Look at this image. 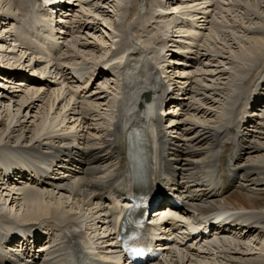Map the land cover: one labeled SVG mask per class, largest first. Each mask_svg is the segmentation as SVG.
<instances>
[{"label": "rangeland", "instance_id": "obj_1", "mask_svg": "<svg viewBox=\"0 0 264 264\" xmlns=\"http://www.w3.org/2000/svg\"><path fill=\"white\" fill-rule=\"evenodd\" d=\"M68 1L71 3L65 4V7L68 6L71 8V14L68 16L67 20L71 23L72 33L65 39L67 46L64 54L61 53L62 55L55 59V62L58 63L57 67L61 66L68 68L64 76H66V78L69 77V81L63 80L62 77H53L55 71L46 74V69L48 67L47 61L45 65L39 67H36L38 65L35 63L32 64V60L27 56L28 52H26L24 47L20 46V41H18L17 37L10 35L11 30H13L11 29L12 26L21 25V23L17 24V21L24 19L22 18L24 15H21L22 12L19 10L15 0H0V65L1 69H13L11 74L0 71V165H3L4 159L11 160L12 157H14L13 151L10 152L6 148L13 144H5V137L8 135L10 129L17 127L20 122L26 123L31 128L29 135H33L29 144H32L37 139L44 141L48 138L64 135L65 131L68 130H80V126H82L80 125V119L86 115L80 110L81 107H84L86 104L88 112H90L87 119H90V121L97 119V121L94 122L96 124H101V126L96 125L95 129L91 128L90 124L93 123L88 120L89 122L82 126L84 129L82 128L83 130H80L79 133L89 136L88 144H96L98 139L93 135L105 129L102 127V124L106 125V120L109 115H111L109 113L111 109L108 105L112 104L111 100L119 89V83L115 81L114 86L108 88L109 92H104L107 96L101 98V100L96 96L91 101H82L83 104L76 103L78 105H76V112H79L76 113L67 110V107L66 109H62L63 104H66V102L71 103L68 108L74 107L76 102L72 99L73 96L69 95V88L74 84L70 76L76 74L74 71L79 72L82 68L87 75L90 74L97 61L109 56L113 46L117 44L118 46L120 44L123 45L126 42L129 44V51L136 50L140 52V54L136 53L131 55V57H140L141 54L147 55L149 60H152L156 66L161 68V71H163L162 75L165 80L170 83V86L174 87L173 93L170 94L173 98L165 106L164 119L167 124L177 123L182 130H174H177L180 135L185 134L186 137H188L187 134L191 135L195 131L196 133H202L205 126L220 130L223 124L219 121L222 119V121L226 122V120L229 119L225 114L228 113L230 106L233 104L232 102L235 98L233 95L236 96L235 93L238 92V90L242 92V86L244 85L242 79L247 77L245 74V65H247L246 62L249 60L243 56V54L252 57L254 55L252 52L260 49H256V43L259 42L258 39H264V23L257 18L258 16L264 17V0H206L209 1L208 23L201 24V29L199 30L186 25L185 19L191 15L192 10H194L193 13H196L200 10L202 5H206L204 0L155 1L152 10L155 11V13H159V16H156L154 21H166L163 16L161 17V13L165 10L175 11L174 13H169V17L167 18L170 22H174L175 26L172 27L168 25L164 31H161L160 40L163 41L158 43L159 45L157 42L152 44L157 40L156 38L152 43L147 42L146 39H143V42L141 37L136 36L137 32L135 31L137 29V18L139 19L146 13L147 8L149 9L151 6L152 0H134L135 8H129L130 0ZM99 3L107 6L109 5V7L112 6L114 14L104 11V9L98 10L95 6ZM144 11L145 13L142 14ZM6 17H13L15 20L7 23L8 20ZM134 20L135 22L132 24ZM259 26L262 29L261 32L257 31V27ZM174 30H179L184 34L177 39L178 42H170ZM198 36H202V38L200 39ZM171 43H173V45L176 44V46H173ZM85 44L88 45L85 46ZM151 44L153 52H150V54L144 49V45L149 51H152L148 46ZM95 45H99L100 48H96ZM169 49H175L176 53H178L177 56H170V52L172 51ZM182 56L187 57V61L184 65L172 64L171 58H181ZM118 59L122 60L123 58L119 56L114 58L115 61H118ZM194 61L197 62L194 63ZM55 66L56 64L53 65V68ZM68 71L72 74L69 75L70 73ZM30 74L38 75L47 81L42 80L41 84L35 83L32 78L35 79L37 77L30 76ZM50 82H52V84ZM96 83L97 81H95L90 88L92 92V88L96 89ZM79 84L80 87L84 86L83 83L79 82ZM238 86L241 88H238ZM41 87H43L42 90H38V88L41 89ZM38 91L46 92L43 98L39 97ZM58 91H63V93H59V98H55L56 101L53 97V93L56 94ZM259 92L261 93L260 96L264 97V90L261 89ZM242 97L246 98L245 95ZM53 99L55 103L52 105ZM178 100H183L186 106L182 109H180L179 106L172 108V103ZM237 102L240 104V98ZM96 105L100 106L101 109H98ZM28 106L32 108L28 109ZM94 108L98 112H96L95 116H92L91 113ZM108 109H110V111ZM171 109L174 110L171 111ZM253 110L259 114V117L257 119L255 118L256 116L253 117L251 125L254 126H247L249 128H246L245 132L250 136L248 137L249 141L258 142L259 139L256 136H258L260 131H264V100L261 104L256 105ZM229 111L234 114L232 110ZM65 113L68 119L61 122ZM73 116L79 118V121L76 123L73 122L75 119ZM43 124L45 125L44 127L42 126ZM96 129L98 131H95ZM248 129L254 130L248 131ZM166 130L168 133L177 135V132H173L171 127ZM186 137H183V139H186ZM205 153L206 151H204L203 155ZM203 155L201 156L199 154L195 159H199L200 156L203 157ZM206 159L207 157L203 158V160ZM14 180L16 181V179ZM27 183L28 182L23 184L13 182L10 185L8 184L9 186L7 187L3 185L0 188V211L4 212V215L0 217V223L8 229L13 227L15 222L21 223L22 221L26 223L25 218L27 214H29L26 201L27 196L20 194V189H26L25 186H29ZM250 187L248 188L245 186V188L249 190L238 189L235 191L238 193L240 192L242 196H244L243 194L247 195L249 199L264 198V193L259 189L261 187ZM35 188L36 187L33 189ZM36 190L45 193H48V191L54 192L53 198L55 197V199L63 202L64 210H62V213L59 215L61 220L66 219L67 217L64 218V216H67L68 213L70 214L68 219H70L75 215V211H78L76 213L77 216L85 212H80L76 205L72 206V200L69 199L70 194L67 191L48 190L47 188H36ZM235 191L230 192V194ZM257 195H259V197ZM42 197V201L46 207L54 211H52V213L48 212L51 213L49 215H44L43 213L39 214L42 215L41 217L49 218L51 216L50 218L52 221L50 222H56L55 217L58 215H56L57 208L55 199L49 194H45ZM234 198L232 199L234 200ZM239 198V201L244 203L243 198ZM227 200L226 204L229 206V199L227 198ZM254 210L257 214H260V216L264 215V205L254 208ZM260 216L251 217V219L260 221ZM77 219L85 236L91 240L94 239L93 241L96 240L101 242L100 239H102L101 237L105 234L104 227L100 225L101 228L98 226L97 229L96 225H94V221L90 223L89 220L85 221L84 217H79ZM40 222L46 223V221L43 220ZM91 226H95L96 230H93L94 227L90 229ZM256 235H252L255 241L240 238L237 242L234 240L233 243L238 244L240 242L244 244V248H248L247 250H255L257 256L261 254L264 256V236L259 234ZM236 238L232 237L231 239L233 240ZM226 246L229 251V247L231 246ZM240 247L241 246H238L237 248L240 252L238 255L239 257L242 253ZM213 248L214 246L212 249ZM206 250V252H203L205 255L202 256V259L195 258V255H193L194 252H190L191 254L189 253L187 255L191 257L193 264H234L225 258L226 255L223 251L226 250L216 248L210 253L207 247ZM198 254H200V252ZM172 258V260L161 264H182V255L173 256ZM177 259L178 263L176 261Z\"/></svg>", "mask_w": 264, "mask_h": 264}, {"label": "bare ground", "instance_id": "obj_2", "mask_svg": "<svg viewBox=\"0 0 264 264\" xmlns=\"http://www.w3.org/2000/svg\"><path fill=\"white\" fill-rule=\"evenodd\" d=\"M155 1H159V0H152L151 6L149 7V9H147L146 13L144 12L145 14L141 16L138 19V21H136L137 22L136 28L139 29V30L136 29L137 31L144 32L146 30V26L149 25L150 22L152 21L155 15L154 14L155 11L153 12L152 10L153 9L152 4ZM33 2L34 0H15V3L18 5V8L22 12V14L25 17L27 15L28 17H32L33 20H31V22L35 21L31 9V5ZM96 7L99 10H102L100 5H97ZM129 8H135L134 0L129 1ZM112 10L114 9L112 8ZM257 18H259L264 23V17L258 16ZM162 21L156 23V28H153L151 32H145L144 34L142 33L144 39H146L147 42L152 43V41H154L155 38L157 39L159 29H162L165 26V23ZM257 31L258 32L262 31L260 26L257 27ZM15 32H17V28L15 29ZM53 40H55V37H53ZM258 40L259 42L256 43L257 44L256 49L257 48L260 49L259 50L257 49L258 51H253L252 53L254 55L253 56L251 55L252 57H248V55L246 56L245 54H243V56H245L249 60L246 62L247 65H245V74L247 77L242 79V82L244 83L243 86L241 85L242 92H240L239 90L238 92L235 93L236 96L243 94L246 96V98H249L252 89L254 88V85H256L255 83L260 84L261 87L264 88V48H262L264 47V39L259 38ZM87 45L85 44V46ZM95 47L98 49L100 48L99 45H95ZM113 52H115V50ZM46 61L48 60L46 59ZM0 69H1V65H0ZM110 69L111 68L108 67V70ZM58 71H62V69H59ZM104 75L107 76V74ZM149 75L151 78L153 77L152 69L149 70ZM146 79L147 82H141L140 78H139V82H137L136 84L134 82L133 86L131 87L133 89L130 90V93L140 94V92L142 91H148L149 93L152 94L151 103L152 105L155 104V109L158 108L162 109V103L164 100L162 95H164L165 93L163 92L161 93V91L159 90L156 79L151 80L148 76H146ZM42 88L43 87H41V89L38 88V90H42ZM238 88L241 87L238 86ZM103 92L104 91L100 92V94L102 95H97V97L100 100L101 98H105L103 96H107L104 95ZM38 93H39V97L43 98L44 93L46 92L38 91ZM59 93H63V91L60 92L58 91L56 92V94L53 93L54 99L59 98L60 95ZM95 97H96L95 95L90 94L88 99L89 101H91ZM54 99L52 105L55 103L54 101L56 99L55 100ZM73 100L75 102V99ZM85 102H87V100ZM76 103L77 101L75 102L74 107L68 108L71 103L66 102V104H63L62 109L63 108L66 109L67 107V110L76 112L77 109ZM97 107L98 109H101L100 106ZM29 108L32 107L28 106V109ZM96 112L98 111H96V109L94 108L92 110L91 115L95 116ZM76 113L79 112L77 111ZM124 113L126 112H123V114ZM123 114L113 123L112 129L108 127H104L105 129L100 131L101 133L96 129L95 131H98V133L96 134H98V137H100V141H99L100 143H98L96 146H89L88 148H77L74 145L69 144V141H67V137L63 138V136L65 135L48 138L45 139L44 141H40L39 139L37 140L34 139L35 141L32 144H29V142L33 138V135H29V133L31 132V128L26 123L24 122L21 123L20 121H18L20 122L18 126L10 129L8 135L5 137V144L8 143L13 144L11 146L6 147L7 150H9L10 152L13 151V154L15 151L16 152L23 151L31 159L34 158L33 161L36 163H34L32 167L34 168L35 172L39 173L40 166H42V169L43 167L46 168V170H50V168H53L54 170L53 172L52 171L47 172V175L49 173V175L51 176L44 178L42 181H38V183L43 185L42 188H47L48 190H60L62 192L67 191L70 194L69 199L72 200L71 201L72 206L76 205L80 212L85 211L80 216L79 215L77 216L76 213L78 211H75L76 212L75 215H73L70 219L78 222L77 218L84 217L85 221L89 220L90 223H93L94 221L95 222L94 225H96L97 229L98 226L99 227L100 225L101 227L103 226L105 234L103 235V237H101L102 239H100L101 240L100 243L104 244L105 248L110 247L112 243H115L114 239L112 237L111 238L109 237L111 228L110 229L108 228V225L110 226V223H108L109 216L107 215V211H105L107 210V208L105 207V203L107 202V200H109L111 195L118 196L119 197L118 202L121 201L123 191L132 187L133 181L135 179V175L138 172L142 171V169L138 167L137 164L135 163L134 161L135 158L133 154L131 155L129 151L126 149L127 146L125 140H126L127 130L125 129V126L129 119ZM142 114L147 118V123L148 124L151 123L153 107H151L149 111L142 112ZM73 118L75 117L73 116ZM67 119L68 116L65 113V115L63 116V120L61 122ZM80 120H81L80 125L82 126L90 121V119H87L86 115ZM78 121L79 118H75L73 122L76 123ZM155 121L156 123L159 124V120H155ZM226 121H229V119H227ZM0 125H1V121H0ZM42 126L44 127L45 125L43 124ZM174 127L178 131L182 130V128L179 127V125L177 124ZM107 128L111 130H108ZM177 130H176L177 135H174L173 133V135H171L170 137L167 136L165 132L162 131L160 132L159 145L157 148V151L159 152L158 155L156 156L155 161L152 160L150 150L149 149L147 150V155H149V158L147 159V161H145L147 162L148 165V170L146 171V179L151 189L157 191L159 189V183H161V185L163 186L166 185V183L164 182V178L166 181L171 180V178L178 179L180 184L179 182L175 183V186H177L176 187L177 190H182L185 187L188 188L189 191L196 192L193 194V196L199 197V201L193 203L192 207L193 208L197 207L199 209H202L203 211H209L211 209V207L208 205H215V206L217 205L223 208L224 207L241 208L246 210H250L251 208H258L264 205V198L249 199L247 195L243 194L244 196H242L240 195V192L238 193L235 190H233L235 191L234 193L230 194L228 187L222 189L221 188L222 175L218 173V169H219V171H222L227 174L228 179L231 182V188L235 186L240 190H249L245 188V186H247L248 188L250 186L261 187L259 189H261L262 192L264 193V131H260L258 136H256L259 139L258 142L249 141L246 138L247 135H240L239 137H233L232 138L233 144L230 147H226L225 144L228 143L224 141V137L221 136V133L212 129V127L210 128L205 126L203 132L201 131L202 133L200 132L196 133L195 131L191 135L187 134L188 137H186V135L183 133H182L183 135H180V133ZM183 137H186V139H183ZM222 147H224L225 150H222L221 149ZM204 151H206V153L203 155ZM199 154L201 156L203 155V157L200 156L199 159H195ZM206 157L207 159L203 160V158ZM218 162H220L219 165ZM2 170L0 167V188L3 185L4 187H7L13 182H18L17 179H21L17 177L18 175L17 169H14L13 167H12L13 170L12 173L8 176L6 175V173L2 172ZM7 170L8 168L4 167V171L7 172ZM213 174L217 176V179L219 181L217 185L218 187H220V190L223 191L222 194H218L217 189L213 191V193L215 194H212L211 191H207L205 189H202L203 190L202 191L200 187H197L198 184L195 185L197 181L202 180L206 176H208L209 178ZM14 179H16V181ZM209 181H212V177H210ZM236 183L237 185H234ZM210 184L211 182H209V185ZM25 188L26 189H20L21 192L20 194H24L27 196L26 201L28 204L29 214H27L25 220L31 221L33 223L35 222V220H38L37 222L43 220L46 221V223L52 221L50 218L51 216L49 218L41 217L42 215H40L39 213H43L44 215H49L52 213V211H54L53 209L51 210L48 207H46V205L42 201L43 195L49 194L53 198L54 192H50V191H48V193H45L43 191L40 192L39 190H36V188L33 189L30 186L29 187L25 186ZM198 190H201V192H197ZM257 196L259 197V195ZM239 197L243 198L244 203L239 201L240 200ZM204 198L206 199V201H204ZM227 198L229 199V206H227L226 204V202L228 201ZM232 198H234V200ZM53 199H55V197ZM179 199L181 203H183V206L182 208H180V210L183 212L187 211L188 209L186 208V204H188L189 202L183 196H179ZM55 203L57 208L56 215L58 216L55 217L56 222L53 221L50 224H52L55 228L58 229L62 223L61 217H59V215L62 213V210H64L63 209L64 204L62 201H59L57 199H55ZM124 205H127V203L125 202ZM3 215L4 212L0 211V217H2ZM65 217L69 218L70 214L68 213L67 216H64V218ZM262 220H264V215L260 216V221L250 220V218L245 219L246 222H252V223H250V227L247 230L245 229L246 232H244L243 234L239 233L240 236L241 234L245 235V233H248V235L253 234V236H255L256 234L264 236V227H263L264 221L261 222ZM3 227L5 226H3V224L0 223V228ZM91 228H93V230H96L95 226H91L90 229ZM13 235L16 234L13 233L11 236ZM49 235L51 236L52 233L48 230L47 236ZM64 236L66 238L65 239L66 250L68 251L65 252V257L70 254L69 253L70 251H72L74 257L76 258V264H79V260L83 259V256L81 255V248L84 249L92 248V250H95L97 248V246H94L93 243H97L98 241L96 240L93 241L94 239L91 240L89 238L87 239L83 234V232L77 231L76 228L71 229V227H69V230ZM35 237L38 240L39 235H35ZM228 238L230 237H226L221 240L216 239V241L213 240L217 243L216 245L207 246V249H209V253L212 252L213 249L218 248V249L226 250L225 258L234 264H264V256L262 254L258 255L259 256L258 257L257 252L255 250L253 251L251 249H250L251 251L247 250L248 248H244L245 247L244 244H241L240 242L238 244L237 243L235 244L233 243L234 240L232 239L229 240ZM111 240H113V242ZM226 245L231 246L229 247L230 248L229 251ZM17 246L22 247L23 245L21 246L17 245ZM26 246L28 252H30L31 248H33V246L28 244H26ZM213 246L214 248L212 249ZM238 246H241L240 250H242L240 257L238 256L240 254V252L237 250ZM110 248L111 249L114 248L115 250L116 247L113 245ZM35 250H42V247L35 248ZM23 252H24L23 259H18L14 261L11 258H8V262L1 259L0 264H31L30 259L34 260L37 264H41L33 256L29 257L30 256L29 253L25 254L26 252L25 250ZM18 258L21 257L18 256ZM172 259L173 258H171L170 260ZM176 261L178 263V259ZM181 261L182 264H193L191 258L186 255H182Z\"/></svg>", "mask_w": 264, "mask_h": 264}]
</instances>
